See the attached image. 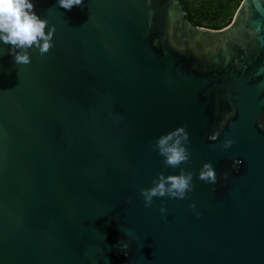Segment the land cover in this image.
Instances as JSON below:
<instances>
[{"label":"water","instance_id":"obj_1","mask_svg":"<svg viewBox=\"0 0 264 264\" xmlns=\"http://www.w3.org/2000/svg\"><path fill=\"white\" fill-rule=\"evenodd\" d=\"M33 3L54 47L23 65L0 42V264H264V0L220 29L180 0ZM181 125L194 189L145 207Z\"/></svg>","mask_w":264,"mask_h":264},{"label":"clouds","instance_id":"obj_2","mask_svg":"<svg viewBox=\"0 0 264 264\" xmlns=\"http://www.w3.org/2000/svg\"><path fill=\"white\" fill-rule=\"evenodd\" d=\"M82 0H58V5L65 10H71L74 6H80ZM55 26H49L46 18H41L35 11L33 0H0V42L9 45V53L13 56L16 64L27 65L31 63L29 49H37L40 55L47 54L53 47V35ZM231 115V113L229 114ZM223 121L221 122V128ZM220 131H214L208 137L215 141L219 138ZM189 143V133L186 127L181 125L161 134L154 142L153 147L163 157L165 168L179 169L176 174L158 172L151 186L141 188L140 195L143 197L145 207H151L154 198L168 197L186 199L193 191V172L181 165L190 162V151L186 147ZM234 141L230 138L223 140L221 147L228 149ZM242 163L240 159L233 161V167ZM227 173H225V177ZM197 178L205 183L215 184L217 181L216 171L211 162L203 163ZM129 202L130 199H129ZM189 207L195 211L196 205ZM161 213L166 211L161 205ZM197 216L200 213H196ZM127 255V253H125Z\"/></svg>","mask_w":264,"mask_h":264},{"label":"trees","instance_id":"obj_3","mask_svg":"<svg viewBox=\"0 0 264 264\" xmlns=\"http://www.w3.org/2000/svg\"><path fill=\"white\" fill-rule=\"evenodd\" d=\"M242 0H180L187 19L195 25L220 29L228 25Z\"/></svg>","mask_w":264,"mask_h":264}]
</instances>
